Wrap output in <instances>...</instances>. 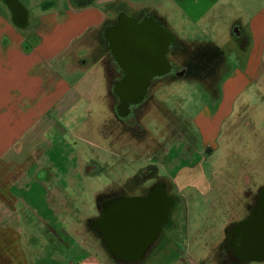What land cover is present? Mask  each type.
Listing matches in <instances>:
<instances>
[{
	"label": "crops",
	"instance_id": "1",
	"mask_svg": "<svg viewBox=\"0 0 264 264\" xmlns=\"http://www.w3.org/2000/svg\"><path fill=\"white\" fill-rule=\"evenodd\" d=\"M17 2L25 13L23 24H18L4 3L9 13H4L0 20V39L7 36L6 28L19 35L17 39L11 38L7 50L0 47V264H112L99 260L96 251L84 244L82 235L68 234L63 224L67 219L62 215L57 216L61 221L51 217L55 208L67 206L62 201L65 190L58 188L59 198L54 203L45 198L36 201L32 195L36 187L37 190L46 187L42 172L51 161L50 146L65 144V136L97 120L87 111L98 104L100 88L105 86L103 58L108 53L100 56L98 52L101 28L117 12L128 16L153 12L177 40L189 43L187 37L178 36L177 30L194 29L210 14L220 24L219 18L225 14L222 7L232 9L230 16H237L235 12L240 10L248 12L252 43L245 59L239 61L241 70L232 72L224 83L216 113L202 111L195 121L207 145L215 146L220 136H225L221 138L226 143L225 150L227 139H231L237 153L241 151L236 137L237 98L248 86V77L257 82L264 79V0H61L63 5L42 13L41 27L34 31V38L20 37L18 29L27 27L28 11L20 0ZM226 22L222 18L224 28ZM234 28H242L240 20L232 25L231 29ZM15 49L19 59L10 56V50ZM88 57L97 58L95 62L101 67H93L88 73L90 78L84 76L69 84L68 80L75 78L80 68H89L84 61ZM33 60L26 77L13 71ZM7 67L11 70L7 71ZM33 72L41 79L38 88L29 81ZM92 157L90 152L81 164ZM204 176L201 170L179 175L182 194L188 193L192 201L199 196L209 199L217 189L213 178L221 176L227 182L218 169L210 173L209 183ZM37 228L41 229L40 234ZM36 237L42 238L47 255L52 254L48 261L44 253H37Z\"/></svg>",
	"mask_w": 264,
	"mask_h": 264
},
{
	"label": "flooded vegetation",
	"instance_id": "2",
	"mask_svg": "<svg viewBox=\"0 0 264 264\" xmlns=\"http://www.w3.org/2000/svg\"><path fill=\"white\" fill-rule=\"evenodd\" d=\"M0 2L9 7L15 20L22 25L25 13L17 0ZM242 30L234 28L232 31L241 37ZM98 38L100 48L104 47L108 53L103 58L106 111L117 120L115 128L118 133L111 135L117 141L109 142L104 149L111 159L110 164L100 161L99 156L84 164L82 172L88 177L95 178L97 174L108 179L96 195V215L88 218L86 224L113 264H143L159 247L168 249L174 246L172 241L178 231L174 219L180 209L184 210L186 203L185 195L179 189V175L183 177L188 171L201 170L209 183L208 169H218L222 173L223 164L228 160L238 164L242 157L238 152L227 155L226 143L221 141L225 136H220L215 146L207 145L201 135L196 142L189 127L179 119L176 109L153 101L163 85L187 75V67L177 60V56L185 52L181 46L187 44L177 40L153 12L143 11L142 18L117 12L103 25ZM249 46V39L244 38L239 49L246 52ZM223 66L224 61L219 59L215 71L202 73L205 90L212 97L219 98L220 79L226 74L221 71ZM133 68L136 71H132ZM247 82L248 86L236 102L237 142L245 140L251 142V149H255V145L264 149V109L261 110L264 108V79L257 82L248 77ZM248 90L253 91L251 99L246 96ZM222 97L223 92L217 101L218 108ZM154 115L157 125L152 128L149 122ZM260 123L263 125L259 128ZM98 134L103 137L107 130L99 129ZM122 136L127 140L118 141ZM91 149L95 154L96 149ZM250 175L245 171L237 175L239 183L243 178V200L248 216L227 227L226 239L213 255L217 264H251L240 258L237 242L243 223L264 203V184L256 192L252 191ZM219 179L213 178L212 181L218 182ZM230 186L231 191L235 190L233 183ZM122 205L127 206L128 213H138L137 233L132 236L121 231L119 222L113 219L115 213L123 209ZM255 263L264 264V261Z\"/></svg>",
	"mask_w": 264,
	"mask_h": 264
},
{
	"label": "rangeland",
	"instance_id": "3",
	"mask_svg": "<svg viewBox=\"0 0 264 264\" xmlns=\"http://www.w3.org/2000/svg\"><path fill=\"white\" fill-rule=\"evenodd\" d=\"M85 1V0H84ZM94 1V0H89ZM28 11L27 27L23 30H19L20 37L26 36L34 38V31L41 27V17L43 12L53 10L55 6L60 7L61 0H20ZM64 3V2H63ZM63 3L61 5H63ZM225 9V14L221 19L220 24H216L213 16L207 15L204 18V23L194 25V29L191 30H177V34L181 38H188L186 42L187 46H181L185 48V52L177 60L182 61L184 66L187 67V75L184 78H176L171 80L168 84L163 85L153 97V101L162 102L167 104L168 107L176 109V114L179 119L189 127L191 137L198 142V137L201 135L195 121H197L198 115L202 111L205 113L215 114L217 111V101L220 100V94L223 92V82L227 80L232 72L241 70L238 68L239 61L244 60L248 53V50L244 52L239 49V45L244 38H248L251 45V33L248 29V21L251 17L248 12L240 10L234 14H228L232 12L230 7H222ZM4 13H9L3 2H0V20L3 18ZM227 13V14H226ZM154 14V13H153ZM135 17H143V12L133 14ZM222 18L227 20L225 28L222 24ZM237 20L242 23L241 37L232 31V25L237 24ZM7 36L0 39V47L3 50H7L10 46L11 38L17 39L19 35H13L9 28H6ZM7 40V41H6ZM2 41L5 43L2 44ZM180 47V48H181ZM104 47L100 48V56L105 54ZM258 54V50H257ZM10 56L12 58H20L18 52L10 50ZM97 58L88 57L84 61L89 64V68L76 72V77L72 80H68L69 84H74L79 79L85 76L90 78L88 73L93 71V67H101L95 62ZM219 59L224 61V66L221 71L226 72L220 79L219 86V98L212 97L205 90V86L202 82V77L205 71H215L219 65ZM111 60V59H110ZM33 61H29L28 65L22 67L18 66L13 69L16 73L26 74L32 69ZM20 65V64H19ZM7 71L11 70V67L6 68ZM132 71L135 68L131 69ZM136 71V70H135ZM105 73L103 67V74ZM204 73V74H202ZM37 72H33V78L29 77L31 83H35V87H39L41 79L36 75ZM66 75V73H65ZM70 78V74L67 73ZM66 75V76H67ZM101 90V91H100ZM100 98L98 104L91 106L87 111L92 114L95 119L92 124L89 122L86 126L77 128L75 134H68L64 137L65 144H52L50 146L49 156L51 161L47 165V169L42 172L44 178L43 182L46 187L42 190L33 192V198L37 201L45 199L54 200L59 198L58 188L63 192L62 201L67 202V206H61L57 208H51L53 218L57 219L58 215H62L65 225V230L68 234L82 235L84 244L90 247L93 251H96L99 260L112 263L107 257V254L97 244V240L92 232L89 230L86 220L93 215H96L95 198L100 193L102 185L108 182L104 177L95 174V178L88 177L87 174L82 172L84 165L81 161L88 157L91 152V147L95 148L94 158H100V161L111 163L108 153L105 152V148L108 147L109 142H115L117 140L112 138V134L118 133L115 125L117 120L113 117L109 111H106L105 94L106 86L100 88ZM252 90H248L246 96L251 99ZM259 107V106H258ZM262 108V107H260ZM262 108L261 110H263ZM264 113V112H263ZM153 120L149 122V125L154 128L157 125L156 115L152 116ZM263 118V117H262ZM264 124V123H263ZM260 123L258 126L260 128ZM106 125V128H103ZM204 126V124H203ZM112 131L109 132L108 130ZM99 129L107 130V134L103 137L99 135ZM264 129V127H263ZM88 130V131H87ZM87 131V132H86ZM157 133V130H154ZM158 134V133H157ZM109 135V137L107 136ZM200 138V137H199ZM127 140L125 137H121L118 141ZM125 143V142H124ZM130 143V142H129ZM196 144V143H195ZM229 144L232 148H230ZM241 148L240 153L245 157H242L241 161L238 160V164L228 160L226 164L222 166V174L225 176L227 182L224 179H219L215 182V189L209 196V199L199 196L197 201H192L188 197V193L183 192L185 197V208L183 211L179 210V214L174 219V224L177 227V236L175 235L172 241L174 246H170L168 249L165 247H159L156 251L150 255L146 262L143 264H178V262H184L186 264H217L213 255L217 251L218 247L226 239L227 227L234 222H240L248 216V209L244 206L245 191L244 185L237 175L241 172H248L250 179L252 180V191L258 190L259 186L264 184V149L258 148L255 145V149H251L249 146L251 142L243 140L238 143ZM226 152L228 156L234 155L233 141L227 139ZM117 147V146H116ZM77 149V152H76ZM124 149V148H123ZM230 150V151H229ZM254 151V155L252 151ZM93 151V150H92ZM75 157V158H74ZM253 157V158H252ZM77 161L78 164H77ZM100 164H103L100 162ZM247 161V162H246ZM83 163V162H82ZM80 165V167H79ZM210 174L211 170H207ZM237 177V178H236ZM217 180V179H216ZM37 182V180H36ZM234 184L235 190L231 191V183ZM36 185V183H35ZM219 198V201L217 200ZM200 198V199H199ZM206 199V200H205ZM197 202L196 204H194ZM41 204V201H40ZM66 215V217H65ZM62 219V217H61ZM60 219H57V221ZM61 221V220H60ZM51 225V226H50ZM58 225V224H57ZM53 228V224H49ZM37 234H40V228H37ZM64 229V228H63ZM171 234H169L170 236ZM38 239V245L36 250L38 254H45L47 261L52 254L47 255V249L44 246L42 238ZM223 253V251H222ZM36 254V255H38ZM54 258V257H53ZM113 264V263H112ZM251 264H256L251 262Z\"/></svg>",
	"mask_w": 264,
	"mask_h": 264
},
{
	"label": "water",
	"instance_id": "4",
	"mask_svg": "<svg viewBox=\"0 0 264 264\" xmlns=\"http://www.w3.org/2000/svg\"><path fill=\"white\" fill-rule=\"evenodd\" d=\"M18 3V2H17ZM115 213L121 231L136 234L138 213H128L127 206ZM164 221L160 222L162 224ZM239 233V232H238ZM239 256L244 262L264 261V203H261L243 223V231L238 236Z\"/></svg>",
	"mask_w": 264,
	"mask_h": 264
}]
</instances>
